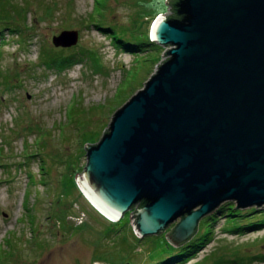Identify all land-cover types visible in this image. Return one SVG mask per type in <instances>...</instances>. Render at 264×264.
<instances>
[{"label":"rangeland","instance_id":"1","mask_svg":"<svg viewBox=\"0 0 264 264\" xmlns=\"http://www.w3.org/2000/svg\"><path fill=\"white\" fill-rule=\"evenodd\" d=\"M168 1L0 0V264H264V206L240 208L242 231H224L227 210L216 212L212 237L199 239L210 213L176 246L166 235L179 218L141 237L133 210L113 221L78 179L88 145L173 47L152 36ZM65 30L78 41L57 46ZM114 34L142 44L128 51Z\"/></svg>","mask_w":264,"mask_h":264},{"label":"water","instance_id":"2","mask_svg":"<svg viewBox=\"0 0 264 264\" xmlns=\"http://www.w3.org/2000/svg\"><path fill=\"white\" fill-rule=\"evenodd\" d=\"M154 40L166 59L88 145L80 184L100 210L132 214L142 237L188 242L226 202L264 206V0H178ZM78 41V31L53 38Z\"/></svg>","mask_w":264,"mask_h":264},{"label":"trees","instance_id":"3","mask_svg":"<svg viewBox=\"0 0 264 264\" xmlns=\"http://www.w3.org/2000/svg\"><path fill=\"white\" fill-rule=\"evenodd\" d=\"M178 0H169L168 2H169V4H171V3H173V2H177ZM97 2H98V0H97ZM170 11H171V13H170V17H178V15H177V10H174L173 9V7L171 6V8H170ZM92 24H95L96 25V27H100L101 25H100V23L99 22H95V21H92L91 22ZM8 27H11V26H8ZM114 36V38L120 43V47L121 48H125V49H127L128 51H130V50H135V49H137L138 47H140L141 46V44H142V42L141 43H133V42H128L127 40H124V39H122V37L121 38H119L118 36H115V34L113 35ZM148 44H153V45H155V44H157V43H154V42H148ZM133 50V51H134ZM136 52V51H135ZM156 63H158V56H157V59H155L154 60ZM110 131V128L108 127V128H106L105 130H104V134L105 133H107V132H109ZM142 203H143V201H141V202H139V203H137V204H135L134 206H131L132 208L129 210V211H132L133 210V213L134 212H136V210L138 209V208H140V206L142 205ZM224 209H226L227 211L226 212H223V210ZM129 211H127L126 213H128ZM240 211H241V209L239 208L238 209V207H237V204L235 205L234 204V202H226L225 204H223V205H221V206H219L216 210H214L213 212H211V215H209V216H207L206 217V220L205 221H209V223H206V228H205V232L204 233H202L203 235H201L200 237H199V239H205V240H207L208 238H210V237H212V226H213V222L216 220V212H223L224 214H226L227 216V225L224 227V231H231V232H234V231H236V230H240V231H242L243 229H246V228H248L249 226H243L240 222H239V218H238V215H239V213H240ZM237 215H236V214ZM257 225H259V223H256ZM124 224L122 223L121 225H120V227L119 228H121L122 226H123ZM198 233V231L196 232V234L189 240V242L191 241L192 243L194 242V240H196L195 239V237H197V234ZM193 239V240H192ZM190 242V243H191ZM199 243V241H197L196 242V244L195 245H189V244H187L186 246H184V248L179 252V251H177V253L176 254H174L173 256L171 255V258H170V256H168L169 257V259H171V260H174V259H176V258H179V257H183L184 256V254H186V253H189V252H191L196 246H198L197 244ZM186 256V255H185ZM184 256V257H185ZM167 258V257H166ZM165 258V259H166Z\"/></svg>","mask_w":264,"mask_h":264},{"label":"bare ground","instance_id":"4","mask_svg":"<svg viewBox=\"0 0 264 264\" xmlns=\"http://www.w3.org/2000/svg\"><path fill=\"white\" fill-rule=\"evenodd\" d=\"M159 68V67H158ZM92 201V200H91ZM93 202V201H92ZM93 204L97 207V209L102 213V214H104L105 216H107V217H109V218H111V219H113L112 218V216H108L105 212H103L102 210H100L99 208H98V206L93 202ZM113 221H115V219H113Z\"/></svg>","mask_w":264,"mask_h":264},{"label":"built area","instance_id":"5","mask_svg":"<svg viewBox=\"0 0 264 264\" xmlns=\"http://www.w3.org/2000/svg\"><path fill=\"white\" fill-rule=\"evenodd\" d=\"M163 61H164V59L162 60V62H163ZM162 62H161V63H162ZM161 63H160V64H161ZM158 67H159V65H158Z\"/></svg>","mask_w":264,"mask_h":264}]
</instances>
